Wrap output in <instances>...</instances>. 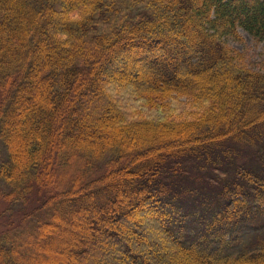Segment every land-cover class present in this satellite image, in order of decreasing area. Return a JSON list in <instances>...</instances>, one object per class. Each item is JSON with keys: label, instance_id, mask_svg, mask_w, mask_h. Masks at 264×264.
Returning <instances> with one entry per match:
<instances>
[{"label": "trees", "instance_id": "1", "mask_svg": "<svg viewBox=\"0 0 264 264\" xmlns=\"http://www.w3.org/2000/svg\"><path fill=\"white\" fill-rule=\"evenodd\" d=\"M240 27L264 40V0H0V196L28 208L1 214L0 264L45 238L59 264H264Z\"/></svg>", "mask_w": 264, "mask_h": 264}, {"label": "rangeland", "instance_id": "2", "mask_svg": "<svg viewBox=\"0 0 264 264\" xmlns=\"http://www.w3.org/2000/svg\"><path fill=\"white\" fill-rule=\"evenodd\" d=\"M239 32L241 35V39H235L233 37H226V43L235 51L236 54L239 56V61L243 65H246L254 70L264 71V40H260L250 34L243 28H239ZM0 145H2L0 143ZM0 189L3 192L10 191V187H8L1 179H0ZM0 196V216L4 212V216L1 219H6L11 216H21L23 212H25L27 205L22 203H7L3 200ZM35 201H32L33 204ZM15 208H20L24 210H20L17 213H14ZM27 211V210H26ZM256 222L262 223V219L260 218V213L256 215ZM259 231L255 229H250V233L246 235V237L251 238L250 242H254L256 237H259V234H264V227H258ZM57 232V231H56ZM54 239L59 238L62 235L59 233H54ZM232 236L227 234L225 239H229ZM234 237V236H233ZM249 242V243H250ZM54 243V242H53ZM51 238H45L44 241L34 242L32 245L34 246L33 249L29 246L23 248V253L25 255H29L28 259L26 260V264H42L45 262H51V255L59 256V261L55 262V264H59L61 262V258H67L65 252H62L60 249H54L51 247ZM47 246V247H46ZM32 252V253H31ZM25 264V263H23Z\"/></svg>", "mask_w": 264, "mask_h": 264}]
</instances>
